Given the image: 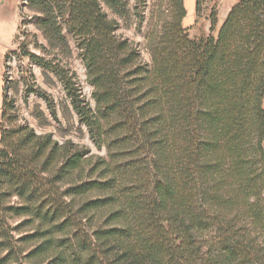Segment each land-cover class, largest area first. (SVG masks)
I'll use <instances>...</instances> for the list:
<instances>
[{
    "label": "trees",
    "instance_id": "1",
    "mask_svg": "<svg viewBox=\"0 0 264 264\" xmlns=\"http://www.w3.org/2000/svg\"><path fill=\"white\" fill-rule=\"evenodd\" d=\"M157 1L148 62L104 9L124 0H22L49 48L73 44L90 97L68 64L22 54L105 154L19 122L2 86L0 264H264V0H237L201 40L184 0Z\"/></svg>",
    "mask_w": 264,
    "mask_h": 264
},
{
    "label": "rangeland",
    "instance_id": "2",
    "mask_svg": "<svg viewBox=\"0 0 264 264\" xmlns=\"http://www.w3.org/2000/svg\"><path fill=\"white\" fill-rule=\"evenodd\" d=\"M126 7L123 14H118L103 2L108 17L115 18L118 23V33L132 40L140 50L142 58L150 61L145 49V33L150 22H154L158 13L163 11L165 3L160 5L157 0H124ZM222 0H203L200 15H194L188 28L190 38L201 40L211 33L216 35L218 28V10L224 8ZM22 0H0V114L1 88L8 86V95L14 101L15 113L19 122L26 121L38 133L50 132L54 139L63 142L67 139L90 148L91 153L105 154V149H97L89 138L86 127L79 122L78 117L67 97L63 85L49 65H42L23 55L28 50L41 56L44 60L55 61L54 57L76 72L84 95L89 98L91 86L86 82L85 67L76 49L71 45V53L60 54L49 48L40 30L35 26L32 12L21 7ZM214 8L217 15V28L210 31L209 15ZM142 17V20H139ZM25 20V24H20ZM42 45V46H41ZM55 53V54H54ZM37 91L45 93L49 104ZM264 106V101H263ZM55 114V116H53Z\"/></svg>",
    "mask_w": 264,
    "mask_h": 264
},
{
    "label": "crops",
    "instance_id": "3",
    "mask_svg": "<svg viewBox=\"0 0 264 264\" xmlns=\"http://www.w3.org/2000/svg\"><path fill=\"white\" fill-rule=\"evenodd\" d=\"M222 10H218V28L222 24L223 20L225 19L228 11L230 10L231 6L237 1V0H222ZM195 2L196 0H184V6L186 8V16L184 17L182 23L183 24H189V22L193 19L195 15ZM217 28V23H216Z\"/></svg>",
    "mask_w": 264,
    "mask_h": 264
}]
</instances>
